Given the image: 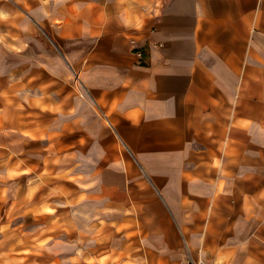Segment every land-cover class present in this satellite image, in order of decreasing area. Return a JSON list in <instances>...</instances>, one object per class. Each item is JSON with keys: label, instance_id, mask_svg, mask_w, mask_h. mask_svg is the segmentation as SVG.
<instances>
[{"label": "crops", "instance_id": "0c3cea01", "mask_svg": "<svg viewBox=\"0 0 264 264\" xmlns=\"http://www.w3.org/2000/svg\"><path fill=\"white\" fill-rule=\"evenodd\" d=\"M96 2L106 19L94 37L56 43L81 66V88L66 83L56 110L32 96L42 159L77 163L70 177L82 183L75 197L85 195L64 200L65 215L87 227L148 225L164 252L174 224H196L206 208L208 223L249 224L247 195L264 191V87H252L264 82V0ZM231 159L240 161L233 175L223 172ZM261 199L251 223L264 224ZM244 249L264 264L259 238Z\"/></svg>", "mask_w": 264, "mask_h": 264}, {"label": "rangeland", "instance_id": "374dc122", "mask_svg": "<svg viewBox=\"0 0 264 264\" xmlns=\"http://www.w3.org/2000/svg\"><path fill=\"white\" fill-rule=\"evenodd\" d=\"M96 1L0 0V224L7 222L8 225L7 233L0 232V251L31 246L37 250L28 254V262L37 260L39 264H100L97 260L98 252L105 246L114 245L119 247L121 253L115 261L109 259L106 264L123 263L127 250L132 254L145 253L148 264H214V256L220 253H227L229 264H259L245 255L244 241L246 238H259L264 242V224L251 223L255 217V204L251 203L258 199L263 201L261 197H264V191L247 195L249 224L246 226L224 225L223 219H217V223H208L207 208L201 212L198 223L187 224L193 244L200 247L203 243L209 251L207 256L198 249L190 250L186 247L177 224L173 226L175 233L170 235L173 249L164 252L151 247L148 225L121 222L112 226L102 223L95 226V230L87 231L86 228L95 227L75 224L70 216L65 215L62 203L66 195L52 192L56 188L66 187L70 190L69 194L73 191L75 200L81 198V194L75 197V192L82 183L72 179L74 177H70L69 172L77 163L60 160L55 165L49 163L47 157L42 159V144L31 141L32 136L43 135V131L38 134L32 127V96H35V105L41 110H56L57 94L63 96L66 83L72 81L81 88V66L71 63L56 43L79 42L80 39H85L86 33L94 37L95 26L97 23L102 25L106 19L97 16L96 9L102 5ZM83 8L91 9L88 16H81ZM15 37L26 41L27 45L23 50L17 51L8 46L6 39ZM73 67L77 73L73 72ZM42 84H45V88L41 95L38 87L41 88ZM256 85L264 87V82H254L252 87ZM70 89L78 93L76 88ZM5 109H8V115L4 114ZM42 125L40 124L41 128ZM27 130L30 133L28 135L25 134ZM57 134L58 132H53L50 136L57 140ZM56 145L52 146L54 150ZM218 159V162L216 158L213 162L217 169L221 165V158ZM17 161L19 171L8 173L7 165ZM239 164L237 159L228 160L223 166V172L233 175L234 168H239ZM22 171L26 172L21 173ZM29 184H37L32 200L24 198V190ZM222 184L221 180L219 186ZM17 185L19 190H16ZM41 200L54 206L56 213H34L30 209L31 205ZM12 201L14 207L6 215V209ZM57 206H61L59 211ZM21 231L26 237L23 244L18 242L22 236ZM37 233L40 238L50 236L43 246L31 244L29 237ZM106 237H110L108 243L100 240ZM77 252L87 254L91 259L80 263L70 262L69 256ZM0 264L10 263L0 259Z\"/></svg>", "mask_w": 264, "mask_h": 264}, {"label": "bare ground", "instance_id": "6f19581e", "mask_svg": "<svg viewBox=\"0 0 264 264\" xmlns=\"http://www.w3.org/2000/svg\"><path fill=\"white\" fill-rule=\"evenodd\" d=\"M120 4H124L125 7H128L129 4L126 2V0H119ZM4 13V12H3ZM5 14V13H4ZM143 22L142 18H137L136 22H135V26L136 27H141ZM6 42L8 44L9 47H11L12 49H15L17 51H21L24 49V47L27 45L26 41L22 38L19 37H15L12 39H6ZM74 71L77 73V70L73 67ZM42 88H45V84L41 85ZM9 111L8 109H5L4 114L8 115ZM25 134H30L28 132V130L25 132ZM218 158L216 157V162H218ZM57 158L53 159V162H56ZM48 163V161H47ZM19 171V162H14V163H9L7 165V172L12 174L15 172ZM26 171H22L21 173H24ZM19 185L16 186V190H19ZM37 189V184H29L26 186L25 190H24V198L28 199V200H32L35 192ZM70 190L66 187H59L56 188L52 193L57 194V193H63L65 196V202L66 203H72L75 199L73 198L72 195H69ZM82 196L84 195V193H80ZM81 196V197H82ZM14 207V201L10 202V204L8 205L7 209H6V215H9L10 212L12 211ZM30 209L34 212V213H43V212H47V213H53L55 212V207L50 205L49 203L46 202V200H41L39 202L34 203L33 205H31ZM181 232L182 235L184 236V243L186 244V247H188L190 250L191 249H198L200 250L204 255H208V248H206L203 243H201V246L198 247L196 245L193 244L192 238L190 236V228L187 224H183L181 227ZM0 232L2 233H7L8 232V225L7 222H2L0 224ZM21 235L19 237L18 242L23 244L24 240L26 239L25 235L23 234V231H21ZM31 239V244L32 245H37V246H43L50 238L49 237H44V238H40L39 237V233L31 235L29 237ZM100 240H105L106 243H108L110 241V237H106V238H100ZM104 241V243H105ZM202 241V240H201ZM127 249V248H125ZM34 250H37L31 246H25V247H18V248H10V249H5V250H1L0 251V259L5 262V263H10V264H39V261L37 260H33L28 262L27 258H28V254ZM127 257L124 259L123 263L121 264H148V260H147V256L144 254H139V253H130L129 250H127ZM121 253V250L119 249L118 246H114V245H108L105 246L103 249H101L98 252V256H97V260L99 261L100 264H106L107 261L110 259L112 261H115V259H117L119 257ZM70 262L72 263H80L82 260L83 261H89L91 258L87 255V254H80V253H74L71 254L70 256ZM227 253H220V254H216L214 256V264H229V261L227 260ZM50 264V263H49Z\"/></svg>", "mask_w": 264, "mask_h": 264}, {"label": "built area", "instance_id": "2783aa9c", "mask_svg": "<svg viewBox=\"0 0 264 264\" xmlns=\"http://www.w3.org/2000/svg\"><path fill=\"white\" fill-rule=\"evenodd\" d=\"M193 264H195V263H193ZM197 264H203V263H200V262H199V263H197Z\"/></svg>", "mask_w": 264, "mask_h": 264}]
</instances>
